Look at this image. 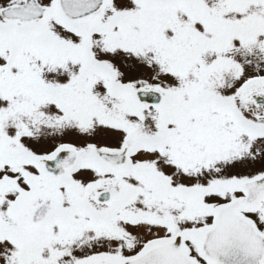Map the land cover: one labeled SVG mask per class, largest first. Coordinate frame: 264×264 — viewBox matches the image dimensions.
<instances>
[{
  "label": "snow or ice",
  "instance_id": "6c2138e0",
  "mask_svg": "<svg viewBox=\"0 0 264 264\" xmlns=\"http://www.w3.org/2000/svg\"><path fill=\"white\" fill-rule=\"evenodd\" d=\"M0 264H264V0H0Z\"/></svg>",
  "mask_w": 264,
  "mask_h": 264
}]
</instances>
